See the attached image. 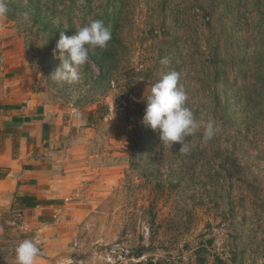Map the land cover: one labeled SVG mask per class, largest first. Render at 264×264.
Here are the masks:
<instances>
[{
  "label": "rangeland",
  "instance_id": "rangeland-1",
  "mask_svg": "<svg viewBox=\"0 0 264 264\" xmlns=\"http://www.w3.org/2000/svg\"><path fill=\"white\" fill-rule=\"evenodd\" d=\"M7 6L0 26L25 75L51 103L73 110L71 140H87L107 186L74 190L71 201L91 205L68 210L74 224L53 229L65 235L46 244L51 264H264V0ZM91 20L110 27L107 47L90 50L78 82L55 81L59 34L71 37ZM171 70L201 123L186 154L142 123L144 95ZM209 120L217 130L205 141Z\"/></svg>",
  "mask_w": 264,
  "mask_h": 264
},
{
  "label": "crops",
  "instance_id": "crops-1",
  "mask_svg": "<svg viewBox=\"0 0 264 264\" xmlns=\"http://www.w3.org/2000/svg\"><path fill=\"white\" fill-rule=\"evenodd\" d=\"M6 33L0 26V264H16L15 250L8 248L24 239L38 243V264H51L46 244L65 235L53 229L74 224L68 210L91 205L71 201L74 190L95 187L101 194L107 186L100 187L102 171L93 168L99 161L85 150L87 140H71L78 122L73 110L51 103L25 75L20 51Z\"/></svg>",
  "mask_w": 264,
  "mask_h": 264
},
{
  "label": "clouds",
  "instance_id": "clouds-1",
  "mask_svg": "<svg viewBox=\"0 0 264 264\" xmlns=\"http://www.w3.org/2000/svg\"><path fill=\"white\" fill-rule=\"evenodd\" d=\"M7 13V0H0V19H5ZM27 19L25 14V20ZM111 38V29L102 20H91L71 37L61 32L56 48L59 50L62 62L51 77L58 82H78L80 80L78 67L88 62L90 50L97 47L106 48ZM170 62L169 57H164L160 61L165 67ZM179 81V72L175 70L161 72L159 80L152 85L150 93L146 97L144 95L147 106L142 123L154 132H158L160 142L169 147L178 143L181 145L179 151L186 154L190 151L186 139L201 127V123L185 106L188 95ZM216 130L215 122L209 120L204 125V140L212 139ZM15 254L16 264H38L41 249L32 239H24L15 247Z\"/></svg>",
  "mask_w": 264,
  "mask_h": 264
},
{
  "label": "trees",
  "instance_id": "trees-1",
  "mask_svg": "<svg viewBox=\"0 0 264 264\" xmlns=\"http://www.w3.org/2000/svg\"><path fill=\"white\" fill-rule=\"evenodd\" d=\"M22 200H24V198H22ZM24 204H25V206H34V205H36V204H38V201H32V202H24ZM219 262L221 263V264H224V263H222L220 260H219Z\"/></svg>",
  "mask_w": 264,
  "mask_h": 264
}]
</instances>
